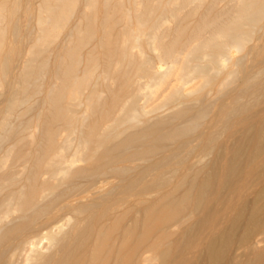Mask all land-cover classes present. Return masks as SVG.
Segmentation results:
<instances>
[{"label": "bare ground", "instance_id": "obj_1", "mask_svg": "<svg viewBox=\"0 0 264 264\" xmlns=\"http://www.w3.org/2000/svg\"><path fill=\"white\" fill-rule=\"evenodd\" d=\"M36 7L0 0V264H264V0Z\"/></svg>", "mask_w": 264, "mask_h": 264}, {"label": "rangeland", "instance_id": "obj_2", "mask_svg": "<svg viewBox=\"0 0 264 264\" xmlns=\"http://www.w3.org/2000/svg\"><path fill=\"white\" fill-rule=\"evenodd\" d=\"M10 2L12 3V0H10ZM30 3V5H31V8L33 9V12L35 13L36 12V9H37V7L36 6H38V3H39V0H22V4H23V6L24 5H26L27 3ZM37 2V5L35 4ZM33 28V30H31ZM29 29L32 31V32H35L36 31V24H35V21H34V19L32 20V22L30 23V25H29ZM25 34V33H24ZM31 42L30 41H26V40H23L22 41V43L20 44V46H19V49H20V55H19V57H18V61H17V64H16V66H17V68L15 69V72L18 70V68H19V64L22 62V59H24L23 57H25L26 56V54L25 53H28L27 51H29V49L31 48ZM26 51V52H25ZM25 55V56H24ZM22 58V59H21ZM21 61V62H20ZM0 95H1V97H0V107L1 106H3L4 105V103H5V101H4V99H5V95L7 94V89H6V87L5 88H0Z\"/></svg>", "mask_w": 264, "mask_h": 264}]
</instances>
